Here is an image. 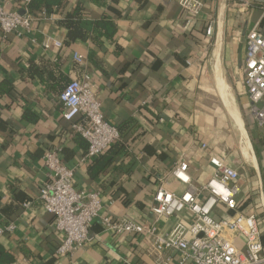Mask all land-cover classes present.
I'll use <instances>...</instances> for the list:
<instances>
[{"label":"crops","instance_id":"crops-1","mask_svg":"<svg viewBox=\"0 0 264 264\" xmlns=\"http://www.w3.org/2000/svg\"><path fill=\"white\" fill-rule=\"evenodd\" d=\"M28 1L0 0L8 10L25 12ZM67 2L71 10L82 5L81 23L89 30L95 19L116 24L113 39H102L101 45L89 39L65 44L67 31L58 14L33 20L30 33L0 31V83L12 85L10 92L0 91V226L14 225L0 236V264H155L147 236H116L102 230L98 219L90 225L91 240L78 251L55 254L64 236L38 198L48 180L42 156L51 147H58L62 163L74 169L76 190L99 191L101 214L155 224L160 232L179 217L185 224L190 221L187 212L155 221L150 211L161 183L174 194L186 189L170 175L181 154L192 186L198 187L213 175L210 157L222 153L224 162L239 173L234 211L256 215L264 254V126L250 116L243 58L249 28L264 30V9L252 1L202 0L199 16L186 26L178 0ZM210 22L213 32L207 36ZM48 37L61 40L65 48L44 49L41 43ZM74 52L84 59L74 61ZM46 62L67 80L89 73L105 119L116 128L131 121L119 131L130 157L119 173L112 165L97 179L88 175L91 161H81L88 142L72 130L80 117L72 123L63 120L58 93L27 74L31 64ZM226 100L241 118L243 133ZM123 160L120 156L117 163ZM213 212L218 218L234 214L220 205ZM236 242L243 246V237L236 236ZM164 254L178 264L179 252Z\"/></svg>","mask_w":264,"mask_h":264},{"label":"built area","instance_id":"built-area-1","mask_svg":"<svg viewBox=\"0 0 264 264\" xmlns=\"http://www.w3.org/2000/svg\"><path fill=\"white\" fill-rule=\"evenodd\" d=\"M178 3L186 13V26L197 19L204 6L202 0H178ZM49 16L43 10L37 16L27 11L8 10L0 2V31L3 35L19 32L20 29L30 33L33 20ZM212 32L213 25L210 22L205 34L211 36ZM41 45L44 49L62 51L65 48L61 40L50 37ZM243 58L250 116L261 127L264 126V35L256 26L249 28L245 35ZM72 59L81 62L84 56L74 52ZM57 101L61 104L63 120L72 123L80 117L79 123L72 125V130L88 142L81 161H92L120 139L118 128L103 115L89 73L83 72L78 78L69 80L57 95ZM205 147V144L200 146L201 149ZM59 151L58 147H51L42 156L48 180L41 186L38 195L45 212L53 217L55 229L64 236L56 248V255H73L90 241V225L98 219L102 230L116 236H147L150 241L149 252L155 256V264H172L171 257L164 254V251L169 250L180 253L178 264L185 261L191 264L264 263L257 217L255 214L234 211L237 206L234 182L239 173L224 162L222 153L210 157L213 175L198 187L192 186L187 175L188 163L181 154L182 158L172 167L170 175L185 184L186 189L174 194L161 183L153 193L150 211L155 221L161 217L178 218L182 212L190 214V221L185 224L179 217L168 231L160 232L155 224L137 223L127 217L112 220L101 214L99 191L76 190L73 184L74 169L62 163ZM28 205L29 202L25 201L23 207ZM219 205L234 214L214 217L213 211ZM13 228L12 223L0 226V236ZM238 235L243 237V246L236 242Z\"/></svg>","mask_w":264,"mask_h":264},{"label":"trees","instance_id":"trees-1","mask_svg":"<svg viewBox=\"0 0 264 264\" xmlns=\"http://www.w3.org/2000/svg\"><path fill=\"white\" fill-rule=\"evenodd\" d=\"M255 7H261L264 9V4L259 2H252ZM26 7L29 13L35 14L39 10H43L47 15L58 14L60 16L58 23L66 28V36L64 43L69 44L77 39L91 40L95 44H102V39L112 40L116 31V24L107 19H95L93 26L89 30L81 23V15L84 10L82 5H76L74 9H68L67 0H29L26 3ZM264 35V30H259ZM27 74L36 76L41 80L49 90L59 92L69 82L63 74L59 71V68L46 62V65L31 64L27 68ZM55 85L59 86L58 90H55ZM12 85L6 81H1L0 91L10 92ZM131 125V121L128 120L117 126L121 132ZM123 157L122 162H118V158ZM130 161V157L126 153V145L123 139H119L118 142L109 146L104 152L99 154L98 157L93 159L88 165V175L97 179L99 174L107 170L110 166L114 167V172L119 173ZM125 165V166H123ZM232 212L230 213V215ZM0 256L3 257L4 253L0 250ZM8 261L12 259L6 258Z\"/></svg>","mask_w":264,"mask_h":264},{"label":"bare ground","instance_id":"bare-ground-1","mask_svg":"<svg viewBox=\"0 0 264 264\" xmlns=\"http://www.w3.org/2000/svg\"><path fill=\"white\" fill-rule=\"evenodd\" d=\"M224 5V4H223ZM222 5V6H223ZM222 8V7H221ZM219 10H221V9H219ZM219 13H220V11H219ZM222 17V16H221ZM220 24V23H219ZM220 36V35H219ZM218 43V42H217ZM216 46V45H215ZM218 50V49H217ZM219 71V70H218ZM215 73V72H214ZM214 75V74H213ZM217 75H218V72H217ZM216 75V76H217ZM220 76V75H219ZM221 79V78H220ZM223 80V79H222ZM224 81V80H223ZM221 83V82H220ZM224 84V83H223ZM218 86V85H217ZM219 87V86H218ZM223 87V86H222ZM223 101H225V100H223ZM226 106L228 105L229 106V108L231 109L230 110V113H231V116H233L234 117V119H235V121H236V124L238 125V127L240 128V130L242 131V133H243V126H242V121H241V118L238 116V114H237V112H236V109L234 108V107H232V104H231V102L229 101V100H226ZM238 108V107H237ZM228 109V108H227ZM234 121V120H233ZM242 154V153H241Z\"/></svg>","mask_w":264,"mask_h":264},{"label":"water","instance_id":"water-1","mask_svg":"<svg viewBox=\"0 0 264 264\" xmlns=\"http://www.w3.org/2000/svg\"><path fill=\"white\" fill-rule=\"evenodd\" d=\"M245 1H252V2H259V3H263L264 4V0H245ZM21 13H25V10H21Z\"/></svg>","mask_w":264,"mask_h":264}]
</instances>
